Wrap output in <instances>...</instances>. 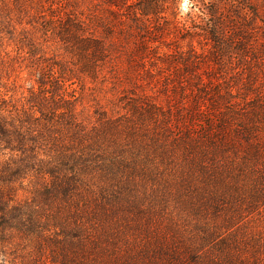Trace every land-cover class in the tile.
Wrapping results in <instances>:
<instances>
[{"label":"trees","instance_id":"1","mask_svg":"<svg viewBox=\"0 0 264 264\" xmlns=\"http://www.w3.org/2000/svg\"><path fill=\"white\" fill-rule=\"evenodd\" d=\"M169 1L97 0L109 9L111 19L102 22L110 36L95 35L89 22L71 16L59 28L60 40L82 55L83 71L114 52L125 53L129 68L153 53L155 72L129 76L131 88L119 95L115 112L78 110L55 72L39 77L27 107L0 99V241L7 231L35 235L50 264H101L99 248L114 221L169 206L194 220L193 230L179 246L164 236L139 264H243L234 234L264 213V91L251 65L261 55L257 38L246 34L253 19L240 22L217 0H194L199 31L173 25L182 40L189 36L187 48L167 43L172 50L160 52L166 32L156 33L167 22ZM238 2L231 0L235 10ZM241 3L257 17L252 2ZM126 20L133 24L125 27ZM116 24L122 26L114 30ZM122 31L135 37L131 47ZM199 37L212 43L210 53L193 46ZM232 53L239 77L213 74L212 63L224 64ZM142 82L159 85L163 98L138 92ZM25 180L33 184L32 199L13 203L11 185Z\"/></svg>","mask_w":264,"mask_h":264},{"label":"rangeland","instance_id":"2","mask_svg":"<svg viewBox=\"0 0 264 264\" xmlns=\"http://www.w3.org/2000/svg\"><path fill=\"white\" fill-rule=\"evenodd\" d=\"M239 1L236 10L231 6V0H217V3L219 10H230L229 14L240 22L248 23L253 19L246 34L251 35L252 42L255 38L258 40L254 49L259 51L261 63L252 60L251 65H255L253 70L258 73L259 80L256 85L264 91V46L259 45L264 42V24L260 19L264 15V0H245L252 2L259 11L257 17L253 16L241 0ZM194 3L196 1L190 0L188 11L181 14L183 10L180 8V0L169 1L168 8L162 14L167 18V22H162L156 33L157 37L159 32H166L160 52L172 50L165 45L167 43H170L171 48L176 43H180L184 50L187 48L189 36L182 40L183 35L174 31L173 25H185L191 31H199L193 25L200 23L197 17L200 14V3L197 2L198 5L193 6ZM69 16L89 22V30L95 35L105 37L112 34L108 33L102 22L103 18L111 19L109 9L97 0H0V99L10 101V104H15L18 108L27 107L31 92L39 91V77L55 72V75L61 74L66 79V92L77 98L78 110L93 116L94 111L100 107L109 112L119 109V95L123 90L131 88L129 76L141 78L145 68L155 72L153 53L145 57L140 65L129 68L123 51L114 52L103 61H95L94 69L87 68L83 71L82 55L57 35ZM57 19H61L60 24ZM131 24V20H126L125 27ZM115 26L114 30L122 25ZM122 34L126 38L129 37L127 32L122 31ZM128 39L131 47L135 37ZM151 44L155 46L157 42ZM192 44L198 52L204 51L207 54L213 50L212 43L205 42L202 37L193 39ZM234 55L235 53L230 57L224 56V64L212 63L213 74L221 75L230 81L236 80L239 77L237 71H240V65L239 56ZM43 79L49 87V79ZM158 86L152 82H142L137 91L157 94ZM157 95L158 100L163 98L161 93ZM3 162L4 160H0V177ZM32 188L33 184L29 180H25L21 185L19 182L13 183L10 190L12 202H30ZM2 189L0 182V196L4 191ZM194 224V220L177 215L169 206H157L140 216H120L109 228L111 233L108 241L101 243L98 260L101 264H119V260L133 257L134 263L139 264L141 253L157 247L164 236L171 237L174 245H181L187 231L193 230ZM7 235L3 242L0 241V264H50L49 251L38 248L39 241L35 235L25 236L16 231H7ZM234 235L235 241L232 244H239L243 264H264L263 212L244 221ZM153 258L162 259V256L154 255Z\"/></svg>","mask_w":264,"mask_h":264},{"label":"clouds","instance_id":"3","mask_svg":"<svg viewBox=\"0 0 264 264\" xmlns=\"http://www.w3.org/2000/svg\"><path fill=\"white\" fill-rule=\"evenodd\" d=\"M190 7V0H180V8L183 10V12H187Z\"/></svg>","mask_w":264,"mask_h":264}]
</instances>
